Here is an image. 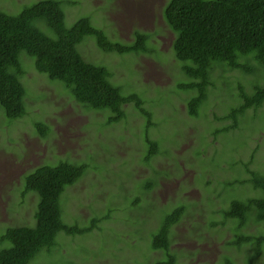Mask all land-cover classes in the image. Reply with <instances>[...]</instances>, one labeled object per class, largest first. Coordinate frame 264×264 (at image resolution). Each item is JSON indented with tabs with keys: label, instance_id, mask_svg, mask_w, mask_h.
Instances as JSON below:
<instances>
[{
	"label": "rangeland",
	"instance_id": "obj_1",
	"mask_svg": "<svg viewBox=\"0 0 264 264\" xmlns=\"http://www.w3.org/2000/svg\"><path fill=\"white\" fill-rule=\"evenodd\" d=\"M35 1L0 0V11L16 14ZM60 1L67 27L87 16L112 42L129 45L135 32L147 35L145 52L139 54L102 52L92 37H86L77 49L86 62L107 68L110 82L123 95L136 93L143 100V108L151 114L148 136L157 143L158 152L144 161L146 119L134 104L123 106V119L107 124L109 111H93L76 102L61 83L35 76L36 70L25 59V115L8 134L0 132V223L33 226L38 197L34 193L20 197L23 177L46 162L68 158L98 169L90 168L64 189L63 221L82 226L89 224L93 213L98 218L107 216L84 236L60 233L56 246L43 250L30 263L50 259L57 264H148L158 260L163 253L150 248V235L177 201L185 213L170 228L168 251L175 264H264V246L253 258L252 243L239 248L228 245L239 233H264L263 223L250 217L239 231H231L235 221L229 219L222 226H208L222 219L221 211L230 200L259 196L250 184L235 181L249 177L244 164L252 154L247 168L264 173V106L239 116L236 128L213 132L231 124L223 117L239 105V86L251 92L255 83L264 82V69L248 74L216 65L198 116L191 117L187 102L197 91L178 87L192 80L182 73L172 50L175 35L163 17L169 0ZM249 64L257 68L254 61ZM40 115L52 127L45 138L34 132L31 122ZM146 181L150 191L142 188ZM135 197L139 203L131 207ZM195 208L196 215L190 217ZM192 223L199 226L194 233L188 231ZM79 245L85 252H79Z\"/></svg>",
	"mask_w": 264,
	"mask_h": 264
},
{
	"label": "trees",
	"instance_id": "obj_2",
	"mask_svg": "<svg viewBox=\"0 0 264 264\" xmlns=\"http://www.w3.org/2000/svg\"><path fill=\"white\" fill-rule=\"evenodd\" d=\"M163 17L175 35L172 43L174 56L182 64V73L192 80L178 87L197 91L187 102L189 116H198L206 91L212 85L210 76L216 65L248 74L256 72L258 68L264 69V0H169L163 8ZM86 37H92L100 51L118 55L145 52L147 40L146 34L135 32L129 45L112 42L87 16H80L67 27L60 0H38L23 6L16 14L0 11V132L8 134L15 122L25 115L23 96L26 90V59L36 70L35 76H45L50 81L61 83L76 102L93 111H109L111 116L106 120L107 124L123 119V106L134 104L146 119L142 143L146 152L144 161L149 162L158 152L157 143L148 136L152 126L150 112L143 108L144 103L139 95H123L121 88L110 82L107 68L83 59L77 46ZM250 60L257 64V68L250 66ZM238 96L239 105L232 107L223 117L231 120V124L214 130V135L236 128L239 116L246 111L253 110L256 113L263 108L264 82L255 83L251 92L239 86ZM31 122L34 132L41 138L51 132V125L42 120V115L34 117ZM112 160L110 158L106 162ZM252 160L253 154L249 163L244 164L249 177L235 182L250 184L259 196L243 201L230 200L228 207L221 211L222 219L208 223V226H222L229 219L235 221L231 231H239L250 217L264 224V173L247 168ZM90 168L96 171L98 166L75 164L70 158L56 159L30 170L23 177L20 197L28 193L38 197L33 214L35 223L33 226H8L0 223V264L33 263L43 250L51 251L56 246V238L60 233L72 237L84 236L107 218H98L93 213L89 224L82 226L78 223L69 225L62 219L64 189L76 183ZM152 173L157 174V171ZM151 178L154 182L155 177ZM147 182L142 188L150 191L152 187L145 186ZM137 199L139 197L131 199L129 205L135 207L139 203ZM179 203L176 201L173 204L171 210L165 213L157 232L150 235V248L161 251L163 256L148 264H175L174 255L168 250L172 237L170 228L176 226L185 213L184 205ZM194 215L196 208L194 214L189 213L190 217ZM198 228V224L192 223L188 231L194 233ZM247 243H252L253 258H257L264 246V233H239L228 245L239 248ZM83 251L85 248L79 245V252ZM86 252L89 254V251ZM225 259L228 261L229 258ZM41 264H57V260L44 259Z\"/></svg>",
	"mask_w": 264,
	"mask_h": 264
}]
</instances>
